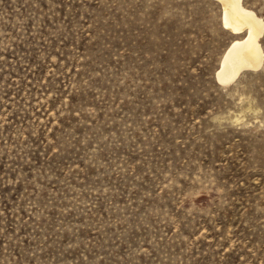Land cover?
Here are the masks:
<instances>
[{
    "label": "rangeland",
    "instance_id": "374dc122",
    "mask_svg": "<svg viewBox=\"0 0 264 264\" xmlns=\"http://www.w3.org/2000/svg\"><path fill=\"white\" fill-rule=\"evenodd\" d=\"M236 36L220 0H0V264H264V62L216 78Z\"/></svg>",
    "mask_w": 264,
    "mask_h": 264
},
{
    "label": "bare ground",
    "instance_id": "6f19581e",
    "mask_svg": "<svg viewBox=\"0 0 264 264\" xmlns=\"http://www.w3.org/2000/svg\"><path fill=\"white\" fill-rule=\"evenodd\" d=\"M220 1L224 24L237 34L226 48L216 71L217 81L228 85L245 69L263 65L261 36L264 33V19L257 11L246 6L244 0Z\"/></svg>",
    "mask_w": 264,
    "mask_h": 264
}]
</instances>
